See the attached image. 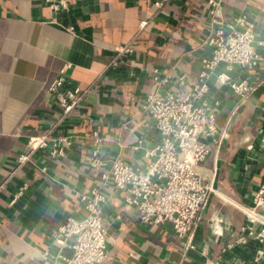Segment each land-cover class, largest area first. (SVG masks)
<instances>
[{"label":"crops","instance_id":"crops-1","mask_svg":"<svg viewBox=\"0 0 264 264\" xmlns=\"http://www.w3.org/2000/svg\"><path fill=\"white\" fill-rule=\"evenodd\" d=\"M66 1L67 9L53 10L45 0H0V264L64 262L70 240L56 231L67 216H85L76 193L100 183L89 165L87 135L97 130L106 137L104 158L142 168L144 147L133 145L157 139L142 108L154 87L149 69L170 72L167 87L182 92L210 52V0H165L160 7L158 0ZM213 1L223 19L245 14L254 23L259 58L249 70L229 71L254 86L246 96L215 81L223 64L209 81L207 98L217 103L216 125L225 134L196 168L205 178L215 174L217 193L199 221L194 247L182 257V240L169 223H140L137 210L125 204V191L106 187L107 256L95 264H264V236L239 241L248 224L242 207L264 185V0ZM125 44L132 52L111 67L114 50ZM67 63L69 81L90 89L76 116L55 123L59 109L47 87ZM181 74L188 85L177 82ZM51 125L52 134L70 136L65 154L52 159L47 147L20 162L18 156L29 152L28 138ZM217 217L220 232L213 229Z\"/></svg>","mask_w":264,"mask_h":264},{"label":"built area","instance_id":"built-area-1","mask_svg":"<svg viewBox=\"0 0 264 264\" xmlns=\"http://www.w3.org/2000/svg\"><path fill=\"white\" fill-rule=\"evenodd\" d=\"M45 1L53 10L67 9L68 6L66 0ZM164 1L158 0L155 4L160 7ZM209 2L213 6L210 10L213 30L207 40L210 52L201 59L196 81L182 92L174 91L167 87L171 81L170 72L157 67L149 69L154 87L144 96L142 108L152 120L157 139L145 147L144 140L139 138L133 145L135 149L144 147V166L137 168L120 158H104L101 148L106 137L97 130L87 135L89 165L99 172L100 183L88 193H76L86 210L85 216H67L56 231V236L70 240L68 245L72 250L62 264H95L106 258L107 232L102 211L106 187L125 191V204L137 210L140 223H169L182 240V257L194 247L193 237L199 221L212 195L217 193L215 174L205 178L196 168L209 154L210 144L220 147L225 134V130L216 125L217 103H211L207 98L209 81L216 67L223 64L224 69L215 74V81L229 86L240 96H246L254 86L246 78L233 79L229 71L234 67L249 70L259 58L253 43L254 23L245 14L223 19L217 3ZM146 24L147 19H141L139 28ZM68 29L71 31L72 27ZM132 50L131 44L116 48L109 65L118 67L121 56ZM69 66V63L65 64L47 87L59 109L55 123L76 116L90 89L69 81L65 75ZM177 82L182 86L188 85L184 74L177 77ZM53 127L51 125L30 136L27 140L29 152L20 154L18 160L24 162L30 152L47 147L50 158L62 157L70 144V136L52 134ZM242 209L248 224L242 228L239 241L245 243L249 236L254 235L261 240L264 236V185L255 192L252 204ZM220 222L219 217L213 220L215 232L221 231Z\"/></svg>","mask_w":264,"mask_h":264}]
</instances>
